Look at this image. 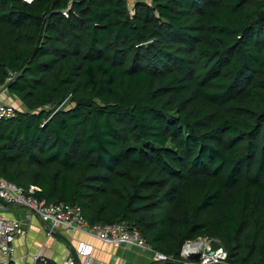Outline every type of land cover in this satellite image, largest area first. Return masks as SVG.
Wrapping results in <instances>:
<instances>
[{
    "label": "trees",
    "instance_id": "obj_1",
    "mask_svg": "<svg viewBox=\"0 0 264 264\" xmlns=\"http://www.w3.org/2000/svg\"><path fill=\"white\" fill-rule=\"evenodd\" d=\"M132 8L0 0V85L22 107L0 118V178L169 264H200L181 253L202 238L264 264V0Z\"/></svg>",
    "mask_w": 264,
    "mask_h": 264
},
{
    "label": "built area",
    "instance_id": "obj_2",
    "mask_svg": "<svg viewBox=\"0 0 264 264\" xmlns=\"http://www.w3.org/2000/svg\"><path fill=\"white\" fill-rule=\"evenodd\" d=\"M32 3L33 0H24ZM136 0H127L131 15H134L133 4ZM10 77L4 85H0V118L13 119L17 116V108L12 104L5 102L4 96L7 94V84L11 81ZM40 189L32 186L29 193L21 188L3 181L0 178V205L23 207L29 211L31 216L38 217L46 225L48 237L55 234L57 229L63 228L66 233H84L93 236L103 244L113 247L132 246L144 252H153L149 244L138 230H128L124 224L113 225H90L82 216V211L78 207L68 204L47 203L43 199L33 196ZM20 226L17 221L9 220L0 210V260L1 258H13L16 248L15 241L20 234ZM200 240V239H199ZM189 241L183 247L181 256L187 262L188 256H193L200 264H225L228 254L223 249H212L211 242L204 243ZM207 242V241H206ZM198 245V246H197ZM212 246V247H211ZM225 253H224V252ZM94 247L86 243H79L70 253L67 264H96L92 261L91 256ZM156 261L168 262L169 258L163 254L155 253ZM1 264V261H0Z\"/></svg>",
    "mask_w": 264,
    "mask_h": 264
},
{
    "label": "crops",
    "instance_id": "obj_3",
    "mask_svg": "<svg viewBox=\"0 0 264 264\" xmlns=\"http://www.w3.org/2000/svg\"><path fill=\"white\" fill-rule=\"evenodd\" d=\"M3 98L22 111L21 104L15 97L7 93ZM0 210L9 220L17 221L21 231L15 241L14 257L1 258V264H36L38 260L67 264L70 253L81 242L94 247L91 259L96 264H169L156 261L154 252H144L132 246L113 247L88 234L66 233L63 228L57 229L53 236L48 237L46 225L36 216L29 218L31 214L27 209L1 203Z\"/></svg>",
    "mask_w": 264,
    "mask_h": 264
},
{
    "label": "rangeland",
    "instance_id": "obj_4",
    "mask_svg": "<svg viewBox=\"0 0 264 264\" xmlns=\"http://www.w3.org/2000/svg\"><path fill=\"white\" fill-rule=\"evenodd\" d=\"M86 221H87V220H86ZM87 222H88V221H87ZM88 223H89V222H88ZM90 225H91V224H90ZM92 226H93V225H92ZM206 241H207V242H206ZM199 242H204V243H208V242L210 243V242H211V245L213 246V241H210V240H208L207 238H202V239L199 240ZM214 242H215V241H214ZM197 246H198V245H197ZM212 246H211V247H212ZM213 248H214V247H212V249H213ZM214 249H215V248H214ZM214 249H213V250H214ZM219 249H223V248H222V247H218V248H216V250H219ZM223 250H224V249H223ZM223 252H224V251H223ZM224 253H225V252H224ZM188 257H189V256H188ZM196 259H198V255H197ZM196 259H195V260H196ZM225 264H226V262H225Z\"/></svg>",
    "mask_w": 264,
    "mask_h": 264
},
{
    "label": "water",
    "instance_id": "obj_5",
    "mask_svg": "<svg viewBox=\"0 0 264 264\" xmlns=\"http://www.w3.org/2000/svg\"><path fill=\"white\" fill-rule=\"evenodd\" d=\"M192 257H193V256L188 257V260L193 261L194 259H193Z\"/></svg>",
    "mask_w": 264,
    "mask_h": 264
},
{
    "label": "clouds",
    "instance_id": "obj_6",
    "mask_svg": "<svg viewBox=\"0 0 264 264\" xmlns=\"http://www.w3.org/2000/svg\"><path fill=\"white\" fill-rule=\"evenodd\" d=\"M197 260V259H196Z\"/></svg>",
    "mask_w": 264,
    "mask_h": 264
}]
</instances>
